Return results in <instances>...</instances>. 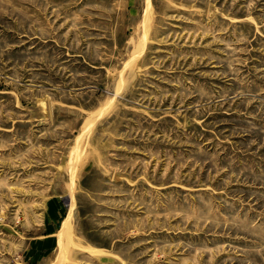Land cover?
I'll return each mask as SVG.
<instances>
[{
    "label": "rangeland",
    "instance_id": "rangeland-1",
    "mask_svg": "<svg viewBox=\"0 0 264 264\" xmlns=\"http://www.w3.org/2000/svg\"><path fill=\"white\" fill-rule=\"evenodd\" d=\"M0 264H264V0H0Z\"/></svg>",
    "mask_w": 264,
    "mask_h": 264
},
{
    "label": "bare ground",
    "instance_id": "bare-ground-1",
    "mask_svg": "<svg viewBox=\"0 0 264 264\" xmlns=\"http://www.w3.org/2000/svg\"><path fill=\"white\" fill-rule=\"evenodd\" d=\"M94 121V120H93Z\"/></svg>",
    "mask_w": 264,
    "mask_h": 264
}]
</instances>
